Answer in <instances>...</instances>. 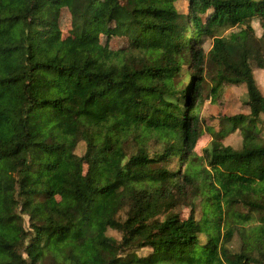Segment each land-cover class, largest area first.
Masks as SVG:
<instances>
[{
    "label": "trees",
    "instance_id": "16d2710c",
    "mask_svg": "<svg viewBox=\"0 0 264 264\" xmlns=\"http://www.w3.org/2000/svg\"><path fill=\"white\" fill-rule=\"evenodd\" d=\"M254 19L264 38V0H0V264H264ZM227 85L249 114L199 155Z\"/></svg>",
    "mask_w": 264,
    "mask_h": 264
},
{
    "label": "rangeland",
    "instance_id": "374dc122",
    "mask_svg": "<svg viewBox=\"0 0 264 264\" xmlns=\"http://www.w3.org/2000/svg\"><path fill=\"white\" fill-rule=\"evenodd\" d=\"M177 9L184 14L188 13V3L180 1L176 4ZM258 19H254L252 23L254 29L253 38L249 42V52L252 64L254 66V76L257 81V85L264 95V38L263 30L258 22ZM61 28L66 37L69 36L70 31V16L67 12L62 14L61 18ZM113 35L105 36L103 40L109 41V44L112 48L117 49L126 45V40L123 36H120V32L113 28ZM230 30L225 32L223 36L227 35ZM213 45V40L208 39L205 43V50L208 53ZM214 68H209L208 70V84L209 87L212 86V81L210 77L214 74ZM247 100L246 89L242 86H225L224 92L217 98V102L211 103V100L207 101L203 109V119H204V130L211 128L210 133H206V137L202 138L197 146V152L199 155H202V150L209 145V143L214 139L213 132H219L222 130L225 125H223V116H233L238 114H249V109L244 105ZM262 137H264V131L262 132ZM223 144L226 146H231L233 148H240L242 143V138L240 132L228 136L224 139ZM85 150V145L82 143L78 149L77 154L80 156ZM174 212L180 214L182 219L189 217L191 208L188 206H179L174 210ZM259 223L258 219L250 223L255 226ZM251 227V226H249ZM111 234L118 237L117 233L112 232ZM234 246L235 250H238L240 247V239L238 236H235L234 242L231 243ZM148 250L140 252L141 255L147 254Z\"/></svg>",
    "mask_w": 264,
    "mask_h": 264
}]
</instances>
